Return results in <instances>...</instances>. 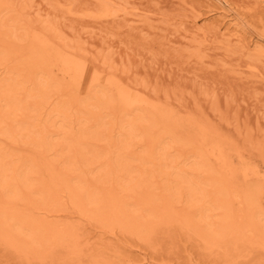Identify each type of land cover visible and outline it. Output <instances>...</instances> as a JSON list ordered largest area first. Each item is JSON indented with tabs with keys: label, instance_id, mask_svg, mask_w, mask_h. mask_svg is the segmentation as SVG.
Here are the masks:
<instances>
[{
	"label": "bare ground",
	"instance_id": "6f19581e",
	"mask_svg": "<svg viewBox=\"0 0 264 264\" xmlns=\"http://www.w3.org/2000/svg\"><path fill=\"white\" fill-rule=\"evenodd\" d=\"M33 8L29 0H0V33L7 44L0 46V240L22 257H45L48 249L74 236L57 219H46V215L57 214V208L63 211L66 200L80 216L95 218L120 232L138 234L148 232L150 224L180 222L206 249L239 241L242 228L244 234L253 232L262 245V185L249 181L241 189L229 188L210 158L213 152L207 150L206 145L212 143L207 128L212 123L207 126L203 121L201 127L194 128L182 126V119L180 122L174 115L166 123L165 118L158 120L167 116L160 111L159 102L164 98L156 96L153 88L149 94L155 101L161 99L159 102L135 99L132 90L122 87L121 82L136 90L138 82L137 86L132 84L134 80L127 85L118 75L113 85L122 99L120 106L126 110L115 113L119 105L114 107L110 90L98 85L102 69L98 71L95 64L100 61L107 70L115 65L109 66L108 58L99 53L96 55L101 59L94 56L86 66L92 79L85 85V93H66L69 90L51 69L54 61L46 56L83 53L55 21L37 9L32 14ZM32 27L43 34L50 52L20 45L28 42L25 38ZM13 44L21 46L22 52V47L28 49L27 53L16 58L9 48ZM61 63L67 66L65 60ZM120 69L123 73L125 67ZM11 146L29 153L20 154ZM210 147L215 160L225 167L223 149L213 143ZM17 203L32 212H23ZM68 243L72 247L65 246L67 250L75 253L77 246Z\"/></svg>",
	"mask_w": 264,
	"mask_h": 264
},
{
	"label": "rangeland",
	"instance_id": "374dc122",
	"mask_svg": "<svg viewBox=\"0 0 264 264\" xmlns=\"http://www.w3.org/2000/svg\"><path fill=\"white\" fill-rule=\"evenodd\" d=\"M29 1L34 7L32 14L37 9V13L40 11V15L55 21L68 40H74L80 52L85 53L83 57L71 53L62 58L46 56L54 61L51 69L68 88L66 93L84 94L85 85L92 79L87 68L89 62L105 55L111 63L109 66H115L107 70L100 61L95 64L98 71L104 70L99 72L97 83L111 91L115 99L113 106L119 105L115 113L126 110L124 105L120 106L122 99L113 85L119 76L127 85L134 80L132 84L137 86L138 82L137 91L119 79L122 87L132 90L135 99L153 102V95L149 94L153 88L156 96L164 98V102L154 100L160 101L161 114L167 115L163 117L159 113L162 117L158 120L165 118L163 122L166 123L170 115H174L180 122L182 119L183 123L179 122L182 126L194 128L201 127L203 121L207 126L212 123L215 128L209 125L207 129L212 133L208 131V138L223 149L227 162L225 167L217 162L211 151L212 143H208L207 150L213 152L210 158L215 168L229 188L241 189L254 181L261 183L259 198L264 209V0ZM36 29L30 28L25 38L28 42L24 40L20 45L50 52L45 37ZM2 35L0 33V37ZM2 38L4 36L0 46L3 47L7 44ZM13 45L9 48L14 50L16 58L27 53L28 49L22 47V52L21 46L14 45L18 48L15 49ZM74 58L82 59L74 63ZM63 59L65 63L68 61L64 64L66 67L61 63ZM121 67H125L123 73ZM11 148L23 155L29 153L21 147ZM63 202V211L57 208L61 212L46 215V219L52 217L62 228L69 227L68 234L74 235L70 236L72 239L65 238L54 245L41 259L22 257L0 240V264H264V243L259 245L253 232L244 234V228L240 229L242 238L239 241L224 244L226 247L206 249L180 222L150 224L148 232L144 230L138 234L130 230L120 232L117 227L104 226L96 219L97 223L95 218L80 216L66 200ZM24 205L17 203L16 206L31 213ZM67 243L76 245L77 251L67 250L72 247Z\"/></svg>",
	"mask_w": 264,
	"mask_h": 264
}]
</instances>
